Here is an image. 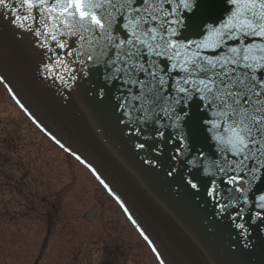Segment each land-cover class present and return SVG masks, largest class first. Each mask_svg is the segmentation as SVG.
<instances>
[{
    "label": "snow or ice",
    "instance_id": "1",
    "mask_svg": "<svg viewBox=\"0 0 264 264\" xmlns=\"http://www.w3.org/2000/svg\"><path fill=\"white\" fill-rule=\"evenodd\" d=\"M0 23L62 94L87 84L107 98L142 162L208 206L238 250L264 235V0H0Z\"/></svg>",
    "mask_w": 264,
    "mask_h": 264
},
{
    "label": "water",
    "instance_id": "2",
    "mask_svg": "<svg viewBox=\"0 0 264 264\" xmlns=\"http://www.w3.org/2000/svg\"><path fill=\"white\" fill-rule=\"evenodd\" d=\"M38 64L28 41L0 23V76L47 133L109 184L153 242L160 263L264 264V235L254 232V246L238 250L231 230L212 217L208 206L168 178L164 167L142 162L107 98L101 102L87 84L62 94L38 75Z\"/></svg>",
    "mask_w": 264,
    "mask_h": 264
},
{
    "label": "rangeland",
    "instance_id": "3",
    "mask_svg": "<svg viewBox=\"0 0 264 264\" xmlns=\"http://www.w3.org/2000/svg\"><path fill=\"white\" fill-rule=\"evenodd\" d=\"M0 264H155L87 172L1 87Z\"/></svg>",
    "mask_w": 264,
    "mask_h": 264
}]
</instances>
